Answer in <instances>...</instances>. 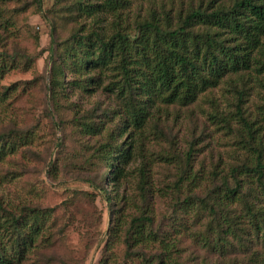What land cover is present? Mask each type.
I'll return each instance as SVG.
<instances>
[{
	"label": "trees",
	"instance_id": "1",
	"mask_svg": "<svg viewBox=\"0 0 264 264\" xmlns=\"http://www.w3.org/2000/svg\"><path fill=\"white\" fill-rule=\"evenodd\" d=\"M64 8L74 27L58 44L61 65L51 71L49 90L51 97L57 89L61 99L68 97L63 71L70 90L102 89L111 99L113 109L99 115L116 118L118 127L94 148L111 182L125 178V164L138 147L143 153L148 136L165 138L154 110L192 114L205 99L210 110L203 114L226 139L208 161L197 158L193 134L179 155L171 154V144L157 153L159 164L174 169V180L158 189L168 199L160 220L147 203L153 182L145 156L134 192L120 195L118 187L112 197L102 189L112 220L105 238L96 240L102 250L97 264H264V0H71ZM3 25L11 26L7 20ZM10 61L0 54V77ZM222 87L229 95L225 106L209 97ZM10 91L0 92V110ZM251 95L258 98L253 107L247 104ZM80 121L82 131L98 134L94 122ZM122 135L129 141L118 144ZM29 143L27 133L0 134V163ZM29 186L15 203L0 197V264L81 263L45 255L60 238L56 212L39 202L41 188ZM72 195L70 201L94 199L76 190ZM119 246L122 256L115 253Z\"/></svg>",
	"mask_w": 264,
	"mask_h": 264
},
{
	"label": "rangeland",
	"instance_id": "2",
	"mask_svg": "<svg viewBox=\"0 0 264 264\" xmlns=\"http://www.w3.org/2000/svg\"><path fill=\"white\" fill-rule=\"evenodd\" d=\"M36 1L0 0V54L11 60L10 70L0 77V92L11 88L6 104L0 110V134L27 133L30 138L28 146L0 163V197L5 202L15 203L17 196L26 197L29 185L35 183L42 191L41 205L55 209L53 228L60 233V238L45 255L56 258V261L64 259L66 262L81 261L79 264H97L102 250L96 246V240L103 236L112 220L111 205L103 199L102 189L111 191L112 197L118 187L120 195L125 191L134 192L137 166L145 156L153 182L148 187L147 203L154 206L156 220H160L168 199L161 198L158 189L166 181L174 180V169L172 165L159 164L157 153L168 151L171 144V154L179 155L194 140L193 134L200 150L197 158L208 161L216 157L226 139L220 130L214 133L216 127L203 114L204 109L210 110V104L205 103L204 98L198 107L194 105L196 111L192 114L189 110L172 107L154 110L155 127L165 138L148 136L141 147L144 154L139 155L141 150L138 147L125 164V178L118 183L111 182V170L107 164L94 157L95 146L107 140V134L118 127L116 118L110 120L99 115L103 109H113L111 99L102 89H93L92 92L70 90L67 85L70 76L63 71L60 79L68 97L61 99V89L51 97L49 90L51 71L61 65L57 59L61 49L58 44L74 27L71 17L66 15L67 6L62 11L71 0H41L39 6ZM6 20L11 26L5 29ZM52 23L56 27L54 33ZM211 96L225 106L224 96L229 95L222 87ZM257 101L258 98L251 95L247 104L253 107ZM81 117L94 122L98 134L82 131ZM212 131L213 139L208 136ZM149 133H152L150 128ZM123 141H129L128 136L117 137L118 144ZM74 190L93 194L94 199L90 200L88 196L82 201H70ZM135 211L130 206L128 212L134 214ZM64 224L68 228L64 229ZM115 253L122 256V247H117ZM51 262L49 264H59Z\"/></svg>",
	"mask_w": 264,
	"mask_h": 264
}]
</instances>
